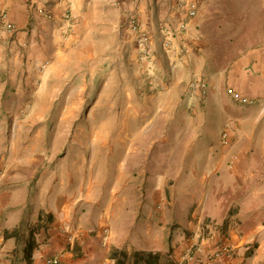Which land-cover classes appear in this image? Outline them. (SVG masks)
I'll return each instance as SVG.
<instances>
[{"label": "rangeland", "instance_id": "obj_1", "mask_svg": "<svg viewBox=\"0 0 264 264\" xmlns=\"http://www.w3.org/2000/svg\"><path fill=\"white\" fill-rule=\"evenodd\" d=\"M214 3L204 7L195 32L162 30V45L158 35L153 47V34L142 29L150 37L142 50L138 35L125 20L120 34L108 31L105 36L103 50L111 57L106 63L85 57L100 53L101 47L81 46L73 48L66 61L27 64L33 75L54 70L70 72V77L45 80L46 93L36 95L31 90L37 85L34 78L21 92L0 99V163L2 169H14L13 177L22 184L4 214L8 227L15 228L25 217L22 223L29 225L30 235L39 222L34 211L48 201L52 183L59 185L58 193L65 199L91 195L102 211L106 205L127 207L135 197L143 204L147 191H154L152 186L158 203L166 188L169 200L178 197L177 169L198 170L202 164L200 139L185 120L192 110L179 105L184 93L190 88L194 95H205L208 83L203 93L191 88V82L226 75L235 58L264 44V0ZM177 35L180 43L174 41ZM166 39L169 46L163 44ZM8 48L3 52H10ZM140 99L150 106L133 108L132 102ZM261 108V125L246 127L251 152L242 168L239 158L230 161L239 153L236 138L225 148L231 150L226 158L229 170L245 173L243 189L233 188L259 203L264 202V103ZM252 111L250 115H256ZM31 200H38L36 206ZM121 213L129 218L130 207Z\"/></svg>", "mask_w": 264, "mask_h": 264}, {"label": "crops", "instance_id": "obj_2", "mask_svg": "<svg viewBox=\"0 0 264 264\" xmlns=\"http://www.w3.org/2000/svg\"><path fill=\"white\" fill-rule=\"evenodd\" d=\"M196 1L198 14L191 18L178 8L177 0H51L49 6L55 18L49 21L37 13L40 0H0V11L6 12L17 27L12 35L0 24V67L3 66L0 99L21 92L28 80L32 79L30 84H33L34 78L37 85L31 90L36 95L40 91L46 93L48 85L44 86V82H49L48 79L70 77V72L54 70L33 75L26 69L28 63L42 64L47 59L55 64L63 62L73 48L81 46L86 50L101 47L100 53L85 54L89 60L110 61L111 57L103 50L108 42L105 36L108 31L120 34L130 13L139 17L143 30L153 34L150 41L153 47L165 25L177 30L186 24L193 33L203 19L204 7L216 4V0ZM67 8L72 11L74 23L65 37L61 27L62 14ZM160 37L162 45L163 37ZM180 37L177 35L174 41L180 43ZM5 46L10 47V52H3ZM179 82L180 79L178 86ZM207 83L209 90L205 95H194L187 88L184 102L179 103L192 110L186 113L185 120L200 139L202 152L198 158H202V164L198 170L177 169L176 189L180 193L174 200H169L166 188L165 197L158 192L163 197L158 203L153 195L157 189L152 186L154 191H147L143 204L135 197L127 207L106 205V211H102L100 202H94L91 195L74 194L65 199L58 193L59 185L52 183L48 201L34 211L39 222L33 236L29 239L28 232L22 229L16 244L11 237L14 227L6 225L4 214L13 192L22 184L13 177L14 169H2L0 163V264H45L53 256L60 257L64 264H197L206 261L222 242L231 244L233 253L215 260L214 264H264V202L239 192L245 173L229 170L226 158L231 150L225 151L235 137L239 168L250 157V135L246 127L256 128L263 119L264 44L235 58L226 75L217 73ZM227 86L254 98V106L235 102L226 92ZM150 104L142 99L132 102L133 108ZM250 110L256 115H250ZM37 201L30 203L36 206ZM128 207L129 218L121 213ZM193 245L194 256L189 257L187 250Z\"/></svg>", "mask_w": 264, "mask_h": 264}, {"label": "built area", "instance_id": "obj_3", "mask_svg": "<svg viewBox=\"0 0 264 264\" xmlns=\"http://www.w3.org/2000/svg\"><path fill=\"white\" fill-rule=\"evenodd\" d=\"M50 1L51 0H40L41 4L37 8L38 15L49 21L55 18V12L49 6ZM177 5L180 10H183L184 12H186V14L191 18L196 17L198 14V3L196 0H177ZM62 20H63V24H62L63 27H61L62 28L61 30H62V34L66 37L67 34L71 32V29L74 23L73 14L70 8H67L63 12ZM127 22L129 25V29L138 35L139 45L142 48V50H144L145 44L150 40V37L145 31L142 30L139 17L134 13H130L128 15ZM0 24L2 25V27H4L6 31L11 32L12 34L17 32L16 25L12 21L9 20L7 13L4 11H0ZM185 29H186V24H181L178 28V30L180 31L185 30ZM162 30L165 31L167 34L169 33L172 34L171 32L172 29L170 28L169 25L163 26ZM163 44L165 46H169L170 40L166 39ZM40 70H42V67H40ZM206 87H207V82L202 81L201 79L194 80L191 82V88L201 90L203 93L206 92L207 90ZM227 90L230 96L235 101L241 104H252L255 102L254 98L248 97L247 95L243 94L241 91L233 87H229ZM224 137H226V134H224ZM235 159H236V156L231 160V163H234ZM69 238L71 239L72 236L70 235ZM194 248H195V245H193L187 250V256L189 257L194 256ZM233 250L234 249L231 244L227 242H222L217 245V247L215 248V250L212 251V253H210L206 261H200L197 264H214L215 260L221 258L222 256H225V255L228 256L232 254ZM45 264H64V263L61 261L60 257L53 256V257L47 258L45 261Z\"/></svg>", "mask_w": 264, "mask_h": 264}, {"label": "trees", "instance_id": "obj_4", "mask_svg": "<svg viewBox=\"0 0 264 264\" xmlns=\"http://www.w3.org/2000/svg\"><path fill=\"white\" fill-rule=\"evenodd\" d=\"M31 204V203H30ZM30 206V205H29ZM28 206V207H29ZM23 218H25V217H23ZM22 218V219H23ZM22 219H21V221H20V223L15 227V228H13L12 229V238L15 240V242H16V244H18L19 243V241H20V239H21V236H22V229L25 231V232H29V225L28 224H26V225H23V223H22ZM36 227H37V225H36ZM34 231L36 230V228H34L33 229ZM34 231H32V233L29 235V233H28V238L29 239H31V237L33 236V232Z\"/></svg>", "mask_w": 264, "mask_h": 264}, {"label": "bare ground", "instance_id": "obj_5", "mask_svg": "<svg viewBox=\"0 0 264 264\" xmlns=\"http://www.w3.org/2000/svg\"><path fill=\"white\" fill-rule=\"evenodd\" d=\"M116 129V128H115ZM98 130V129H97ZM109 135V134H108ZM97 142V141H96ZM102 149V148H101ZM105 151V150H104ZM107 153V152H106Z\"/></svg>", "mask_w": 264, "mask_h": 264}]
</instances>
